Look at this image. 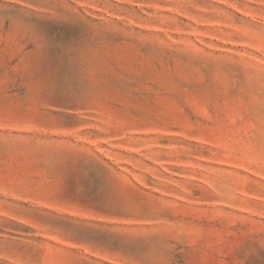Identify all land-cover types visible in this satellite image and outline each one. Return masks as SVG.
Segmentation results:
<instances>
[{
  "label": "rangeland",
  "instance_id": "obj_1",
  "mask_svg": "<svg viewBox=\"0 0 264 264\" xmlns=\"http://www.w3.org/2000/svg\"><path fill=\"white\" fill-rule=\"evenodd\" d=\"M0 264H264V0H0Z\"/></svg>",
  "mask_w": 264,
  "mask_h": 264
}]
</instances>
